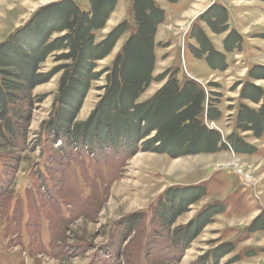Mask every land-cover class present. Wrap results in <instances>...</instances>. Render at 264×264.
Returning <instances> with one entry per match:
<instances>
[{"label":"rangeland","instance_id":"rangeland-1","mask_svg":"<svg viewBox=\"0 0 264 264\" xmlns=\"http://www.w3.org/2000/svg\"><path fill=\"white\" fill-rule=\"evenodd\" d=\"M65 1L87 14L92 10L90 0H0V46L37 13ZM153 1L165 18L154 39L152 77L178 70L181 82L196 79L207 93L217 94L213 100L221 113L215 122L204 116V124L217 130L223 143L236 133L256 151L173 158L64 145L44 131L65 73L59 68L71 63L58 61L64 52L54 53L40 65L38 73L45 81L32 90L31 105L25 106L30 112L27 131L21 132L25 136L18 135L14 147L0 144V264H206L203 259L207 264H264V231H258L264 226V137L239 131L237 123L241 105L258 111L264 104L241 101L251 69L264 68V1ZM133 6L134 0H117L104 28L93 33L94 43L100 44L121 24L129 25L111 53L94 62V73L101 77L90 82L76 123L86 122L97 110L105 94L106 71L136 31ZM214 6L227 14L228 31L221 34L201 21ZM194 12L200 16L192 20ZM196 27L222 51L223 69L214 70L205 57L193 54L191 49H200L193 37ZM231 32H237L241 44L228 53L225 40ZM63 35L56 33L51 40ZM169 78L152 82L137 104L152 99ZM252 82L264 92V81ZM188 189L205 190V196L165 227L158 213L167 192ZM210 210L216 214L211 223L188 246L177 244V231ZM212 255L219 256L218 262Z\"/></svg>","mask_w":264,"mask_h":264},{"label":"trees","instance_id":"trees-1","mask_svg":"<svg viewBox=\"0 0 264 264\" xmlns=\"http://www.w3.org/2000/svg\"><path fill=\"white\" fill-rule=\"evenodd\" d=\"M90 1L92 10L88 14L72 1L47 7L0 46V144L7 148L14 147L17 136H25L21 132L27 131L30 117V112H25V106L31 105L32 90L45 81L38 73L39 67L50 55L62 51L64 53L57 56L58 61L71 63L59 68L65 73L55 109L45 123L44 131L58 137L64 145L96 146L99 150L126 151L132 155L140 151L152 152L173 158L230 149L235 154L244 155L256 151L236 133L227 138L226 144L223 143L221 134L204 124V116L209 122L221 119L218 102L213 100L217 94L207 93L194 80L181 82L178 70H168L156 79L152 77L155 67L154 39L158 26L165 18L164 11L153 0H134L136 31L113 67L106 71L105 94L97 110L86 122L76 123L90 82L101 77V74L94 73V62L107 57L119 38L129 30V25L123 23L100 44H95L93 33L104 28L117 0ZM201 21L215 34L228 31L227 14L219 6L210 8ZM56 33L64 35L51 40ZM193 34L200 45V49H191L193 54L200 59L205 57L214 70L223 69L224 55L213 48L203 30L196 27ZM240 39L236 32L228 35L225 40L228 53L240 47ZM248 76L250 81L242 89L241 101L260 105L264 92L252 81H264V68L253 67ZM167 77H170L168 82L152 99L137 104L152 82ZM237 123L239 131L252 132L256 138H263L264 104L258 111L246 104L241 105ZM204 192L202 189L167 192L158 218L169 228L191 205L205 196ZM215 215L212 210L201 213L193 222L177 231L179 238L176 243L188 246ZM259 221L260 218L252 224V233L257 231L252 228ZM260 230L264 231V226L258 228ZM230 252L232 250H228ZM212 256L218 262L219 256ZM203 261L207 264V260Z\"/></svg>","mask_w":264,"mask_h":264},{"label":"crops","instance_id":"crops-1","mask_svg":"<svg viewBox=\"0 0 264 264\" xmlns=\"http://www.w3.org/2000/svg\"><path fill=\"white\" fill-rule=\"evenodd\" d=\"M213 4V2L207 7V8H205L203 11H202V13L204 12V11H206L211 5ZM191 11H193V10H191ZM190 10H189V12H191ZM185 14L186 15H188L186 12H185ZM194 14H197V13H195L194 12ZM200 14V13H199ZM198 16H200V15H194V16H192V17H189V18H191L192 20H195ZM237 33V32H236ZM215 50L217 51V52H219V53H222V51L220 50V49H217V48H215ZM228 54V53H227ZM194 80H196V79H194ZM197 81V80H196Z\"/></svg>","mask_w":264,"mask_h":264}]
</instances>
